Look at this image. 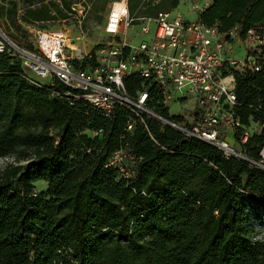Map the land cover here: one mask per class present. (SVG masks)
<instances>
[{
	"label": "trees",
	"instance_id": "obj_1",
	"mask_svg": "<svg viewBox=\"0 0 264 264\" xmlns=\"http://www.w3.org/2000/svg\"><path fill=\"white\" fill-rule=\"evenodd\" d=\"M77 2L0 0V19L32 48L27 25L66 21ZM129 9L157 12L142 0ZM200 16L244 30L264 19V0H212ZM237 75L242 121L264 125V64ZM137 86L127 82L133 93ZM66 88L29 81L19 57L0 53V158L11 159L0 171V264H264V170L151 116L128 131L129 109L117 106L109 119L53 91ZM151 104L168 115L159 95ZM263 142L264 127L249 152L257 157ZM117 149L134 155L131 174L105 166ZM44 179L47 190L35 191Z\"/></svg>",
	"mask_w": 264,
	"mask_h": 264
},
{
	"label": "built area",
	"instance_id": "obj_2",
	"mask_svg": "<svg viewBox=\"0 0 264 264\" xmlns=\"http://www.w3.org/2000/svg\"><path fill=\"white\" fill-rule=\"evenodd\" d=\"M211 2H195L192 9L203 13ZM91 5L90 0L72 4L74 12L70 14L76 17L79 28ZM200 15L188 20L182 11L159 10L154 15L134 16L129 0H112L102 25L111 37L106 44L88 50L62 28L29 26L34 46L24 48L0 28V53L19 57L25 77L37 85L53 86L56 81L64 84V91H53L64 95L72 105L83 102L109 119L117 106L129 109L133 115L127 119L128 131H133L138 122L146 125L144 115L151 116L185 138L219 148L226 158L235 157L264 170V142L257 157L248 150L251 137L261 132L263 122L253 116L248 122L242 121L236 92L237 74L263 67L264 19L244 30L236 24L221 31ZM137 20L144 22V34H150L155 26L154 36L139 44L127 38L129 27ZM82 61L87 65L77 67ZM129 80L132 85L139 84L134 93L127 87ZM158 95L168 115L152 106ZM189 100L193 104L184 114L171 115L170 101L181 105ZM253 125L258 129L252 130ZM103 131L99 128L92 134ZM149 135L157 142L152 133ZM133 160L132 153L117 149L105 166L129 175Z\"/></svg>",
	"mask_w": 264,
	"mask_h": 264
},
{
	"label": "rangeland",
	"instance_id": "obj_3",
	"mask_svg": "<svg viewBox=\"0 0 264 264\" xmlns=\"http://www.w3.org/2000/svg\"><path fill=\"white\" fill-rule=\"evenodd\" d=\"M94 4L92 6V9L88 12V14L85 16V18L82 19V27L79 28V23L76 22V19L72 16L68 20L63 21L59 18H56L54 20H48L43 22H36L34 24H29L27 26H30L32 28L34 27H46V28H62L64 29L69 36L74 39L75 42L81 43L82 45H85L88 50H93L92 47H95L97 45H103L106 44L111 40V37L104 32V29L102 27L103 22L106 17V10L107 6L109 5L110 0H94ZM199 3L202 4L203 0H179V4L176 8H168L169 0H142V9L145 11H151L156 12L160 9H167L172 10L174 13L176 11H182V13L185 15V17L188 20H195L198 18L201 12L198 10H193L192 5L193 3ZM105 4V5H103ZM97 5V6H96ZM21 11L23 10L22 4H20ZM104 8V9H102ZM142 20H137L134 22V26H130L128 29V35L127 38L129 41L139 44L143 40H150L155 33V26L151 27V33L150 34H144L141 31V28L143 26ZM0 24L2 29L5 31V33L10 36L11 40H13L15 43H17L19 46L24 48H31V43L29 44V40H27L25 37L26 35L24 33H20L16 31L14 28L10 27L6 21L0 19ZM83 30V32H81ZM80 37L81 39H78ZM33 39V37H32ZM170 106V113L171 115L176 114H184L186 108L190 107L193 104V101H184L183 104H176L173 101L169 102ZM258 127L253 125L252 130H257ZM11 159L7 158H0V171L5 167L6 163L9 162ZM23 163H25V160H22ZM35 191L37 192H45L48 187V181L47 180H37L34 182ZM249 209H252L249 207ZM253 224H255L256 230L259 228L257 224V220L253 221ZM256 238L261 236V233L255 234Z\"/></svg>",
	"mask_w": 264,
	"mask_h": 264
}]
</instances>
